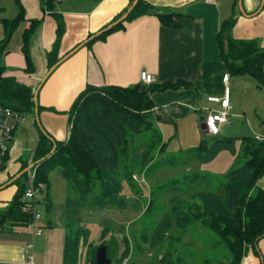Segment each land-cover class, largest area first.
<instances>
[{"label":"trees","instance_id":"trees-1","mask_svg":"<svg viewBox=\"0 0 264 264\" xmlns=\"http://www.w3.org/2000/svg\"><path fill=\"white\" fill-rule=\"evenodd\" d=\"M43 14L50 15L55 23V39L45 54L47 69L51 68L60 56V44L65 33L62 17L56 7L59 0H39ZM237 1L234 0L232 15L222 21L216 35V44L229 76H247L254 80L258 89L264 87V47L255 39H236L232 29L237 21ZM133 0H128V7ZM127 10V9H126ZM126 10L118 14L107 25L116 21ZM152 15L165 27L178 28L180 24L176 12H157L144 0H139L125 21L103 33L83 48H91L98 41H105L112 33L125 29V23ZM24 21L19 15L14 19H0L3 37L0 40V56L5 53L10 38ZM41 20H31L22 34V54L25 60V74L34 72L29 47L32 35ZM94 33L88 34V37ZM64 56V55H63ZM5 68L0 69V105L12 108L23 115L34 117L32 88L19 83L14 77L5 76ZM141 84L132 87L93 86L85 88L73 100L67 114L69 130L64 141H54L56 148L51 154L54 143L43 135L34 121L37 131V144L34 148L35 184L49 189V175L58 171L65 181L68 197L67 209L84 208H122L128 207L121 199L124 182L132 195H142L133 175H149L163 166H176L175 158L155 162V155L166 152L167 143L156 129L162 115L155 110L150 95L154 92L192 88L183 80L152 84L143 89ZM43 108L38 105V112ZM244 162L228 172L221 183V192L194 191L199 185H209L211 176L194 173L182 178L172 179L151 192V200L142 220L144 226L139 235L108 224L102 226L98 244L88 242L89 233L75 224H66L64 230L62 264H95V253L105 246L111 264H121L130 252V238L136 240V248L141 252L153 251L148 264H188L183 259L182 239L195 225L213 234L218 244L227 250L229 260L226 264H240L248 252L261 257L258 243L264 238V190L257 187L264 176V138L241 136ZM236 138H204L200 144L188 150L201 163L211 162L222 151L236 155ZM182 153V152H180ZM7 159V155L4 160ZM156 163V164H155ZM166 164V165H165ZM4 166L0 168L3 169ZM26 168L24 164L21 171ZM12 177L9 178V180ZM11 186L16 190L0 210V232L7 229H23L31 221L30 212L22 210L26 190V173ZM173 190L167 207L157 204V194ZM48 193V192H47ZM45 209L51 211L52 203L48 194L43 197ZM41 201V202H42ZM138 201V200H137ZM138 203L135 202V206ZM166 241L176 247L162 252ZM185 245V244H184ZM122 248L120 249L119 247ZM118 249L121 254L118 257ZM186 257V256H185ZM202 264H212L205 260ZM261 264L262 261H261Z\"/></svg>","mask_w":264,"mask_h":264},{"label":"crops","instance_id":"crops-1","mask_svg":"<svg viewBox=\"0 0 264 264\" xmlns=\"http://www.w3.org/2000/svg\"><path fill=\"white\" fill-rule=\"evenodd\" d=\"M144 1L157 12L180 14L177 18L180 27H165L155 16H143L125 23L124 30L112 33L105 41H98L89 49H80L63 62L38 93V105L43 108L39 113L42 129L54 140L64 141L67 138V112L86 85L125 88L141 84L145 89L148 86L141 83L142 71L153 76V84L183 80L192 85V88L150 95L156 112L168 120L166 122L161 118L159 121L173 130L168 143H173L179 153L197 147L204 138L212 137L202 133L199 118L205 120L209 113L219 111L220 104L208 102V98L221 99L225 89L228 90L231 106L228 121L220 126L216 135L218 138H227L226 135L233 131L235 125L231 123V118L245 117L239 106L243 91H262L247 76H229L220 58L216 35L222 21L232 15L234 0L231 5L227 4V0H213L212 3L206 0ZM259 4L260 0H243L247 14L255 12ZM127 8L128 0H59L56 10L65 26L60 56L71 51L88 34L97 32ZM20 14L24 16V21L13 32L1 56L4 75L14 77L19 83L35 90L47 71L45 54L53 45L56 23L50 15L42 13L39 0H0V19H14ZM236 18L232 36L236 39H255L264 47V9L252 18H244L239 13ZM31 20H41V23L30 40L29 53L34 72L28 75L23 72L25 60L21 48L22 34ZM25 116L26 125L18 126L13 133L6 163L0 170V186L22 172L24 164L25 169L29 167L37 131L33 124L34 117ZM251 135L264 138L263 134L253 131ZM32 137L35 139L32 140ZM29 142H34V147L30 148ZM257 187L264 190V176L258 181ZM15 190V186L11 185L0 190V210ZM45 227L46 232L35 237L38 240L31 236V242L25 228L0 232V264H24L23 250L29 243H33L35 264H62L65 228L56 230L51 223ZM35 240L39 242L34 243ZM258 250L261 258L250 251L240 264H261V259L264 264V238L258 243ZM35 256L39 257L37 262Z\"/></svg>","mask_w":264,"mask_h":264},{"label":"rangeland","instance_id":"rangeland-1","mask_svg":"<svg viewBox=\"0 0 264 264\" xmlns=\"http://www.w3.org/2000/svg\"><path fill=\"white\" fill-rule=\"evenodd\" d=\"M233 2V0H227V4ZM229 6V5H228ZM239 12H237L238 14ZM3 37V28L0 24V39ZM261 45V42H258ZM3 67L2 57L0 56V69ZM264 71V67H263ZM249 78V77H248ZM251 79V78H250ZM252 80V79H251ZM262 91L245 90L242 98H239V106L242 109L245 117L240 119L231 118V123L235 124L232 127V132L226 135L227 138H236V155H231L228 151H222L211 162L201 163L193 156H189L190 160L183 164L184 158L188 157V152L179 153L173 143H168V137L173 134V130L168 128L162 121L156 123V129L164 138L163 142L168 143L167 150L163 155H155V162H163L166 159L175 158L178 162L176 166L157 168L153 170L149 175H133L132 177L137 185L140 187L142 195L133 194L130 192L128 185L124 182V190L121 193V199L129 206L122 208H84V209H67L65 206L66 199L68 197L67 188L64 179L58 173V171H52L49 175V189L43 187L41 190V199L45 198L48 194L51 199L52 208L50 212H47L44 206V202H41L38 206V211L42 216V220L39 225L43 227L44 232L47 223H51L53 228L60 230L65 228L66 224H75L85 229L89 233L88 242L98 244V239L102 226L108 224L117 229L125 228V233L130 231L139 235L140 230L144 226V213L147 209L149 201L151 200V192L158 186H162L164 183L171 181L172 179L182 178L184 176L199 173L211 176V180L206 188L204 185H199L194 188V191H214L219 192L221 190V183L224 176L238 168L244 162V157L241 150V142L239 137L252 136L251 132L261 133L264 135V87ZM242 114V113H241ZM30 120V118H28ZM221 137V136H220ZM35 139L32 137V140ZM210 140V137H207ZM31 140V141H32ZM173 142V141H172ZM29 147H34V142H29ZM187 159V158H186ZM156 164V163H155ZM166 165V164H165ZM48 192V193H47ZM221 192V191H220ZM175 193L173 190H166L165 194H157V204H163L167 207L171 196ZM138 200V201H137ZM135 202L138 204L135 206ZM121 227V228H120ZM61 230V231H62ZM24 234V232H22ZM31 242V235H28ZM37 238V237H36ZM35 238V239H36ZM136 240L130 238V252L127 259L123 260L121 264H148L154 255L153 251L141 252L136 248ZM38 240V239H36ZM34 241L39 242V241ZM183 259H188V264H202L205 260L212 264H226L229 260V255L226 249L222 245L218 244L216 237L209 231L201 228L199 225H195L189 230L187 235L182 239ZM172 241H166L161 248L162 252H168L171 247L175 248ZM185 244V245H184ZM120 249L122 248L119 247ZM121 251L118 249V257ZM186 256V257H185ZM85 257V256H84ZM82 258L81 264H85V259ZM39 259L35 256V261ZM38 264V262H37Z\"/></svg>","mask_w":264,"mask_h":264},{"label":"built area","instance_id":"built-area-1","mask_svg":"<svg viewBox=\"0 0 264 264\" xmlns=\"http://www.w3.org/2000/svg\"><path fill=\"white\" fill-rule=\"evenodd\" d=\"M206 2L212 3L213 0H206ZM140 80L145 86H149L154 83L153 76L145 71L140 72ZM226 80L227 76L225 77V81ZM208 102L220 104V110L209 113V115H207L204 120L205 133L209 136H216L219 133L220 126L228 121L229 111L231 109L228 90L225 89L224 95L221 99L210 97L208 98ZM23 125H26L25 115L14 111L10 107L0 105V168L6 163L4 157L9 152L14 131L18 126ZM255 138L257 140L263 139L257 136H255ZM33 153L34 149L30 153V159L28 162L29 167L27 168L26 173V190L23 197L24 206L22 210L24 212H30L31 214V221L25 229L30 233L32 238H35L40 237L44 232L43 227L39 225V222L42 220V216L38 211V206L42 201L40 193L43 185L35 184V166L30 169V165L33 164ZM133 178L136 180V177ZM32 252L33 243H29L24 247L23 250L24 264H35Z\"/></svg>","mask_w":264,"mask_h":264},{"label":"water","instance_id":"water-1","mask_svg":"<svg viewBox=\"0 0 264 264\" xmlns=\"http://www.w3.org/2000/svg\"><path fill=\"white\" fill-rule=\"evenodd\" d=\"M138 1L139 0H133V2L127 8V10L116 21H114L111 24L107 25L104 29L95 32L93 35H91L90 37L86 38L85 40H83L82 42L77 44V46H75L71 51L67 52L64 56H62L51 68L47 69L46 73L44 74V76L40 80L38 86L36 87L35 90H33L32 101L34 103V121H35V123L37 125V128L40 130V132L43 135H45L46 137H48L50 139V141H52L53 143H54L55 140L52 137H50V135H48L42 129V126H41V123H40V120H39V112H38V93H39V90L41 89L43 84L46 82V80L54 73V71L63 62H65L67 59H69L71 56H73L76 52H78L80 49H82L87 43L93 41L98 36L102 35L103 33L111 30L116 25H118V24L122 23L123 21H125L126 18L129 16V14L132 12V10L138 4ZM263 9H264V0H260V4H259V7L257 8V10L255 12H253L252 14H247L245 12V10H244L243 0H238L237 1V10H238L239 14H241V16L244 17V18H252V17L258 15L260 12H262ZM162 120L168 122V120L166 118H162ZM199 121L201 123L202 133L206 134L205 133V129H204V120H203V118H199ZM55 148H56V145L54 143L52 151L50 152L51 154L55 151ZM34 166H35L34 163L32 165H30V169L33 168ZM25 173H27V169H25L22 172L18 173L12 179H10L7 183H5L4 185L0 186V190L6 188L7 186H9L11 184H13L15 181L20 179L23 176V174H25ZM261 261H262V259H261ZM95 264H111V261L108 259L107 255H106V247L105 246H102V247L97 249V251L95 253Z\"/></svg>","mask_w":264,"mask_h":264}]
</instances>
